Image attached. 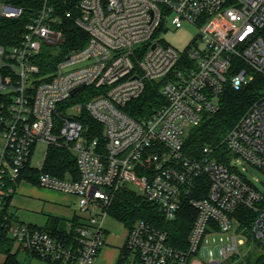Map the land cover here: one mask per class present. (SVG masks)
<instances>
[{
	"label": "built area",
	"instance_id": "built-area-1",
	"mask_svg": "<svg viewBox=\"0 0 264 264\" xmlns=\"http://www.w3.org/2000/svg\"><path fill=\"white\" fill-rule=\"evenodd\" d=\"M24 12L0 0V18L19 20ZM64 19L86 34L83 48L64 51ZM186 25L197 34L184 51L159 38ZM47 50L59 58L51 69L40 64ZM257 75L264 77V0H44L17 43L0 45V136L6 141L0 226L19 254L51 264H95L119 190L144 196L170 221L205 178L208 197L190 200L197 218L187 249L139 221L127 233L124 264H264V193L239 169L264 168V97L223 139L228 165L218 158L219 147L194 156L184 149L191 130L219 111L226 86L240 90ZM149 81L164 82L167 103L133 118L125 109ZM88 118L104 127L103 142L85 124ZM40 143L46 154L55 146L77 159L78 180L41 173L37 184L77 198L75 243L17 221L7 206ZM241 208L256 214L248 232Z\"/></svg>",
	"mask_w": 264,
	"mask_h": 264
},
{
	"label": "trees",
	"instance_id": "trees-1",
	"mask_svg": "<svg viewBox=\"0 0 264 264\" xmlns=\"http://www.w3.org/2000/svg\"><path fill=\"white\" fill-rule=\"evenodd\" d=\"M44 0H5V2L24 9V16L19 20H9L0 18V45L4 47L17 43L25 32V25L29 18L41 7ZM63 31L66 36L64 51L81 49L87 43L86 34L70 20L64 19ZM81 41H80V40ZM59 58L54 56L52 50L44 52L41 59V67L53 68ZM164 82L149 81L143 95L136 101L130 103L125 112L133 118L150 116L157 108L165 105L167 99L161 93ZM264 97V77L257 75L253 82L246 87L235 90L231 86H226L220 97L219 111L215 114L205 115L198 127L191 130L186 142L185 152L188 155H197L206 146L219 147V159L228 165L231 155L227 148L221 145L227 134L237 125L250 108ZM85 124L91 133L103 142L104 127L97 121L88 118ZM41 173H47L58 178L65 179L68 176L74 180L79 179L76 157L67 149L51 146L45 156L41 169L32 167L31 162L21 173L20 182L27 181L37 185ZM209 194V182L207 179H200L189 197L183 198L181 210L173 220H166L160 208L149 202L144 196L136 193L130 188H124L117 192L116 197L108 210L110 217L120 222L129 231L139 221H145L156 228L168 233L169 243L180 250L188 247V238L194 222L197 218V211L191 205V199H205ZM13 197L7 201L9 208ZM264 206V205H263ZM256 214L254 211L241 208L239 210V220L245 232H248ZM78 217L74 218L71 226L68 227L67 220L51 216L45 226L40 229L48 232L56 239L67 244L75 243L77 234L75 227L81 222ZM38 227V226H37ZM129 251L122 249L121 257L117 264H124V256H128ZM0 264H22L18 259V250L14 241L9 237L5 227L0 226Z\"/></svg>",
	"mask_w": 264,
	"mask_h": 264
},
{
	"label": "crops",
	"instance_id": "crops-1",
	"mask_svg": "<svg viewBox=\"0 0 264 264\" xmlns=\"http://www.w3.org/2000/svg\"><path fill=\"white\" fill-rule=\"evenodd\" d=\"M15 208H23L29 213L38 215V217H40V215L46 214L47 220L49 217L54 216L71 221L72 217L78 215L77 198L75 196L42 188L26 181H23L20 184L16 194L13 197L11 209L14 211ZM46 222L42 225L32 222L29 224L43 227L45 226ZM104 224L107 229L106 243L101 249L95 264H117L118 260L120 259L126 238L123 243H120L119 236L116 233L119 231L118 229L125 230V227L123 224L110 216L106 218ZM19 255L24 257L23 261H25L27 264H51L47 261L25 255L23 253L18 254V256ZM19 261L24 264V262L20 259Z\"/></svg>",
	"mask_w": 264,
	"mask_h": 264
},
{
	"label": "rangeland",
	"instance_id": "rangeland-1",
	"mask_svg": "<svg viewBox=\"0 0 264 264\" xmlns=\"http://www.w3.org/2000/svg\"><path fill=\"white\" fill-rule=\"evenodd\" d=\"M196 34H197V30L195 27L191 25H186L181 30L171 29L167 33H162L159 35V38L163 41L164 44H169L170 46L174 47L175 49L181 52L187 49L189 45H191L192 40L195 38ZM5 145H6L5 139L2 136H0V153L4 151ZM46 151H47V146L45 144L43 143L37 144L31 161L32 167L38 169L42 167L45 160ZM239 169L242 172L244 179L250 185L254 186L255 188H257L258 190L264 193V168L260 169V168L248 166L245 170H243V168L240 166ZM23 181H21V183ZM13 212L17 221L24 222L26 224L32 222L42 225L47 221L46 214L40 215V217H38V215H35L34 213H29L23 208H15ZM76 217L79 218V216L76 215L72 217V220ZM71 221L67 223L68 227L71 226L72 223ZM118 230L119 231H117L116 234H118L119 236V240H120L119 242L123 243V241L126 238V233H128L129 230L127 228H125V230L123 229L122 230L118 229ZM258 252H262V249H259ZM18 257L21 261H23L24 259L23 256L19 255ZM23 262L24 264H27L25 261Z\"/></svg>",
	"mask_w": 264,
	"mask_h": 264
},
{
	"label": "water",
	"instance_id": "water-1",
	"mask_svg": "<svg viewBox=\"0 0 264 264\" xmlns=\"http://www.w3.org/2000/svg\"><path fill=\"white\" fill-rule=\"evenodd\" d=\"M81 88H77L76 90H74L73 94H75L76 92H78Z\"/></svg>",
	"mask_w": 264,
	"mask_h": 264
},
{
	"label": "clouds",
	"instance_id": "clouds-1",
	"mask_svg": "<svg viewBox=\"0 0 264 264\" xmlns=\"http://www.w3.org/2000/svg\"><path fill=\"white\" fill-rule=\"evenodd\" d=\"M237 83H238V81H237Z\"/></svg>",
	"mask_w": 264,
	"mask_h": 264
}]
</instances>
